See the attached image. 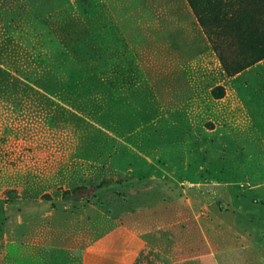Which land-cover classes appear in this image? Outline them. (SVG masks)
Listing matches in <instances>:
<instances>
[{
	"label": "rangeland",
	"instance_id": "rangeland-1",
	"mask_svg": "<svg viewBox=\"0 0 264 264\" xmlns=\"http://www.w3.org/2000/svg\"><path fill=\"white\" fill-rule=\"evenodd\" d=\"M0 264H264V59L186 0L1 2Z\"/></svg>",
	"mask_w": 264,
	"mask_h": 264
},
{
	"label": "trees",
	"instance_id": "trees-1",
	"mask_svg": "<svg viewBox=\"0 0 264 264\" xmlns=\"http://www.w3.org/2000/svg\"><path fill=\"white\" fill-rule=\"evenodd\" d=\"M12 0H0V3ZM229 75L264 59V0H186ZM18 4V3H17ZM22 13L18 4L15 15ZM6 15V13H4ZM228 37L238 55L228 60L222 46ZM222 47V48H221ZM220 95V88L216 89Z\"/></svg>",
	"mask_w": 264,
	"mask_h": 264
},
{
	"label": "crops",
	"instance_id": "crops-1",
	"mask_svg": "<svg viewBox=\"0 0 264 264\" xmlns=\"http://www.w3.org/2000/svg\"><path fill=\"white\" fill-rule=\"evenodd\" d=\"M245 263H252V262H250V261H244ZM254 263H257L256 261L254 262Z\"/></svg>",
	"mask_w": 264,
	"mask_h": 264
}]
</instances>
